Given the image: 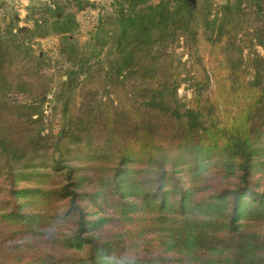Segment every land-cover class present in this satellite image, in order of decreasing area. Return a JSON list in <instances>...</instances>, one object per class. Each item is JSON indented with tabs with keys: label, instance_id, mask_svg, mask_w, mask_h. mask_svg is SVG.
<instances>
[{
	"label": "trees",
	"instance_id": "16d2710c",
	"mask_svg": "<svg viewBox=\"0 0 264 264\" xmlns=\"http://www.w3.org/2000/svg\"><path fill=\"white\" fill-rule=\"evenodd\" d=\"M74 2L78 10L91 6ZM111 2L90 58L62 82L60 131L21 143L3 132L0 117V264H158L123 254L96 232L109 223L135 227L138 242L153 237L192 264H264V55L256 50L264 51V0H227L215 10L212 0ZM201 40L210 70L182 100L184 78L168 49ZM106 47L100 80L125 92L128 105L93 95L71 116L72 93ZM46 97L23 118L42 119ZM65 142L88 163L82 179ZM27 180L37 185L20 187ZM82 180L92 187L82 189Z\"/></svg>",
	"mask_w": 264,
	"mask_h": 264
},
{
	"label": "rangeland",
	"instance_id": "374dc122",
	"mask_svg": "<svg viewBox=\"0 0 264 264\" xmlns=\"http://www.w3.org/2000/svg\"><path fill=\"white\" fill-rule=\"evenodd\" d=\"M89 1L91 6L78 10L74 0H0V64L4 63L0 75L6 88L5 91H0V99L5 102V107L0 108V117H4L3 132L14 135L17 142L27 143L37 132L46 136L60 131L64 115L63 103L58 100V95L63 90L62 82L66 81L70 69L90 58L100 21L114 13L111 0ZM158 1L152 0L153 3ZM226 1L212 0L213 10ZM61 20L70 27L66 34L61 33L56 24ZM68 37L71 41H68ZM111 41L110 36L109 44ZM71 48L73 54L70 55ZM108 50L109 47H106L101 57L92 58L88 66L93 69L91 77L80 78V86L72 93L69 103L71 116H76L79 107L86 104L89 98L90 102L93 95L98 100H112L115 106L128 105L125 92L117 90L112 82L111 85L105 83L104 86L100 80L107 74ZM256 50L264 55L262 48L257 47ZM169 52L174 55L173 66L179 67L184 78L178 95L182 100L189 101L193 98V82L210 70L209 46L203 40L191 47L179 41L177 46L168 49ZM127 76H130L129 72ZM20 84H27L29 91H16V86ZM45 92L47 97L42 107L43 118L37 119L35 116L32 120L24 119L27 116L25 108ZM52 138L53 136L49 139L50 143ZM66 147L71 148V144L65 142ZM78 151L77 147L71 148L70 160L74 166L82 167L75 174L82 179V175L88 172V163L78 160ZM81 183L82 189L93 185L90 180H82ZM31 185H37V181L27 180L20 183V187ZM87 205L90 212L103 215L104 211L101 212L99 207ZM101 209L110 213L105 206ZM96 232L110 237L123 254L129 252L133 257L153 259L158 264H192L188 259L165 251L153 237H148L143 244L142 241L138 242L140 239L136 235L135 227L109 223ZM39 249V244H35L33 252L37 254Z\"/></svg>",
	"mask_w": 264,
	"mask_h": 264
},
{
	"label": "water",
	"instance_id": "95a60500",
	"mask_svg": "<svg viewBox=\"0 0 264 264\" xmlns=\"http://www.w3.org/2000/svg\"><path fill=\"white\" fill-rule=\"evenodd\" d=\"M192 1H194V0H192Z\"/></svg>",
	"mask_w": 264,
	"mask_h": 264
}]
</instances>
